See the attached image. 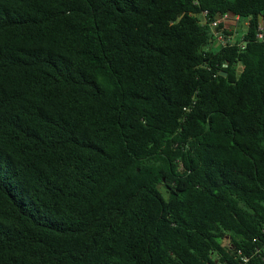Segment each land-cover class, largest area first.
I'll use <instances>...</instances> for the list:
<instances>
[{"label": "trees", "instance_id": "1", "mask_svg": "<svg viewBox=\"0 0 264 264\" xmlns=\"http://www.w3.org/2000/svg\"><path fill=\"white\" fill-rule=\"evenodd\" d=\"M203 12L248 24L213 49ZM256 246L264 0H0V264H241Z\"/></svg>", "mask_w": 264, "mask_h": 264}, {"label": "built area", "instance_id": "2", "mask_svg": "<svg viewBox=\"0 0 264 264\" xmlns=\"http://www.w3.org/2000/svg\"><path fill=\"white\" fill-rule=\"evenodd\" d=\"M206 12L202 13V25H207L212 32V37L214 39V41H216L218 43V47H222V48H226V47H230L235 45L236 40L234 41V38L226 33L227 27L226 24H228L229 22L234 21V23L236 22H240L242 19L237 16V15H232L230 13H226V14H222V15H218L215 19H213L212 21L210 20H206ZM247 21L243 22L244 26H247ZM259 38L262 37L261 34L257 35ZM239 47L242 48L241 44H237ZM252 253H254L255 255H262V253H264V248H259V247H254L252 250ZM248 255V256H244L242 254V252L240 250L237 251V255L238 257H240V262L241 264H247L250 257L252 256Z\"/></svg>", "mask_w": 264, "mask_h": 264}, {"label": "rangeland", "instance_id": "3", "mask_svg": "<svg viewBox=\"0 0 264 264\" xmlns=\"http://www.w3.org/2000/svg\"><path fill=\"white\" fill-rule=\"evenodd\" d=\"M243 23L241 22H236L234 23V21L229 22L228 24H226L227 30L226 33L231 35L234 38V41L237 40L244 32L243 30ZM211 48L213 49H217L219 48L218 43L216 41H212L211 44L209 45ZM160 190L162 192L165 191V189L163 188V186H160ZM164 197H166V193H164ZM222 243L225 245L227 243V241H222Z\"/></svg>", "mask_w": 264, "mask_h": 264}, {"label": "water", "instance_id": "4", "mask_svg": "<svg viewBox=\"0 0 264 264\" xmlns=\"http://www.w3.org/2000/svg\"><path fill=\"white\" fill-rule=\"evenodd\" d=\"M226 74L224 73L223 76H225Z\"/></svg>", "mask_w": 264, "mask_h": 264}]
</instances>
